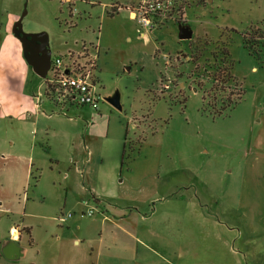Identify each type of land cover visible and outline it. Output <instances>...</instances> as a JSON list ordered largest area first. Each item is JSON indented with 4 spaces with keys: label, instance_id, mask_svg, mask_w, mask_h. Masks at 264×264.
<instances>
[{
    "label": "rangeland",
    "instance_id": "rangeland-1",
    "mask_svg": "<svg viewBox=\"0 0 264 264\" xmlns=\"http://www.w3.org/2000/svg\"><path fill=\"white\" fill-rule=\"evenodd\" d=\"M70 1L0 0V12L20 15L25 9L24 31L41 27L47 33L51 57L81 41L98 45V92L104 98L118 90L121 110L102 99L96 110L83 105L56 115L86 122L90 112L99 114L94 122L100 137L107 132L106 153L118 146V179L149 176L145 182L129 178L133 208L147 215L156 210L147 223L170 235L178 264H264V44L251 53L242 39L252 28L264 35V0H179L184 21L162 20L145 36L126 9ZM179 22L190 26L191 39L178 38ZM204 38L224 44L243 88L241 99L222 114L204 108L210 86L205 61H194L189 46ZM0 77L14 89L22 80L44 88L43 79L11 56L0 59ZM67 124L62 129L68 132ZM16 126L0 117V152ZM43 163L44 171L33 169L30 185L50 178L64 184L49 160Z\"/></svg>",
    "mask_w": 264,
    "mask_h": 264
},
{
    "label": "crops",
    "instance_id": "crops-1",
    "mask_svg": "<svg viewBox=\"0 0 264 264\" xmlns=\"http://www.w3.org/2000/svg\"><path fill=\"white\" fill-rule=\"evenodd\" d=\"M80 1L128 11L131 0ZM18 16L16 10L0 12V59L15 57L31 70L11 32ZM22 81L14 89L0 77V117L11 126L17 122L8 135L9 147L0 152V264H178L180 254L170 235L147 223L156 210L147 215L133 208L129 178L145 182L149 176L118 179V146L112 155L106 153L107 132L100 137L94 122L99 114L90 112L86 122L56 115L57 110L43 101L41 84L30 88ZM79 107L66 110L76 113ZM66 122L71 131L62 129ZM45 158L64 184L50 178L49 183L36 180L30 185L33 169L44 171ZM89 209L91 216L86 214ZM5 239L15 242L6 249L7 257L1 252Z\"/></svg>",
    "mask_w": 264,
    "mask_h": 264
},
{
    "label": "built area",
    "instance_id": "built-area-1",
    "mask_svg": "<svg viewBox=\"0 0 264 264\" xmlns=\"http://www.w3.org/2000/svg\"><path fill=\"white\" fill-rule=\"evenodd\" d=\"M178 1L131 0L126 8L140 27L150 30L165 19L181 18L184 21V2L178 5ZM98 53L97 43L81 41L75 48H67L63 55L50 56L49 67L43 78L42 96L57 111L66 115L67 107L83 105L97 109L99 101L103 99L96 86ZM168 56H165L166 61ZM174 56H178V53ZM188 59L190 56H185L186 62ZM38 101L41 103L42 100ZM86 214L91 216L93 209L87 210Z\"/></svg>",
    "mask_w": 264,
    "mask_h": 264
},
{
    "label": "trees",
    "instance_id": "trees-1",
    "mask_svg": "<svg viewBox=\"0 0 264 264\" xmlns=\"http://www.w3.org/2000/svg\"><path fill=\"white\" fill-rule=\"evenodd\" d=\"M114 11L108 12L109 14ZM180 24H186V22ZM261 30V29H260ZM259 28H252L249 32H244L242 39L244 46L254 53V46L258 43L264 44V35L254 33ZM191 53L194 61L203 59L205 65L202 71L209 81V89L204 92L203 98L206 99L204 108L211 109V113L222 114L227 112L242 97L243 88L239 82L235 81L232 75V62L224 44L212 43L209 39H197L190 43ZM162 94V93H161ZM126 140V138H125ZM125 146V141H124ZM123 146V147H124ZM124 151L122 153V158Z\"/></svg>",
    "mask_w": 264,
    "mask_h": 264
},
{
    "label": "water",
    "instance_id": "water-1",
    "mask_svg": "<svg viewBox=\"0 0 264 264\" xmlns=\"http://www.w3.org/2000/svg\"><path fill=\"white\" fill-rule=\"evenodd\" d=\"M25 9L13 22L11 27L12 34L19 40L22 49V56L30 66L31 70L39 78H44L50 63L51 51L49 48L48 35L44 31L26 32L22 28V18ZM178 38L191 39L192 30L188 24H178ZM113 108L121 110L119 91L115 90L103 98ZM12 240L5 239L2 243L1 252L5 257L8 256L6 249L11 246ZM15 245V244H14ZM19 256V255H18Z\"/></svg>",
    "mask_w": 264,
    "mask_h": 264
}]
</instances>
